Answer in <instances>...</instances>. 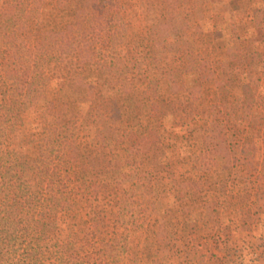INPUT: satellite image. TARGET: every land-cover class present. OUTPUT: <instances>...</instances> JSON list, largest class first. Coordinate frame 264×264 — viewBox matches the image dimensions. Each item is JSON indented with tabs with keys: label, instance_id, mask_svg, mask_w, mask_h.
<instances>
[{
	"label": "trees",
	"instance_id": "trees-1",
	"mask_svg": "<svg viewBox=\"0 0 264 264\" xmlns=\"http://www.w3.org/2000/svg\"><path fill=\"white\" fill-rule=\"evenodd\" d=\"M195 1L176 0V19L169 22L160 16L164 0H139L147 14V36L164 41L187 28ZM45 2L0 0V264H118L129 254L127 228L137 222L134 201L145 172L134 164L136 133L109 121L108 98L121 92L139 112L149 107L150 121L166 115L171 104L159 101L151 77L145 89L136 86L135 77L145 73L139 55L118 50L129 28L122 15L124 0H56L59 10L73 9L59 26L44 22ZM241 45H233L230 58L245 54L251 60L248 70L264 74V58L249 55ZM153 63L158 68L160 58ZM53 83L77 94L95 127L91 147L109 148L117 165L98 169L86 162L91 147L86 149L77 137L83 114L68 101L47 97ZM227 104L224 128L231 124V111L239 110ZM28 111L40 114L31 133L25 129ZM145 141L154 150L160 147L155 124L147 126ZM33 144L37 151L32 156L26 147ZM262 186L264 191V180ZM83 189L88 193L79 199ZM141 194L144 204L151 202ZM80 203L88 217L81 224L70 222ZM66 226L69 233L63 238Z\"/></svg>",
	"mask_w": 264,
	"mask_h": 264
},
{
	"label": "rangeland",
	"instance_id": "rangeland-1",
	"mask_svg": "<svg viewBox=\"0 0 264 264\" xmlns=\"http://www.w3.org/2000/svg\"><path fill=\"white\" fill-rule=\"evenodd\" d=\"M124 3L122 15L129 28L118 50L138 53L145 73L134 83L145 89L151 77L159 101L170 103L171 109L150 121L149 107L139 112L121 92L108 98L109 121L137 135L134 164L145 172L137 189L151 201L144 204L140 194L135 196L137 222L127 228L130 250L118 264H264V74L248 70L251 60L245 54L229 56L233 45L242 43L243 51L264 58V0H196L188 27L157 42L146 34L147 14L139 0ZM72 14V8L59 10L56 0L44 3L43 20L51 26ZM176 15V0H164L162 19L175 21ZM158 57L161 64L155 68ZM47 97L68 101L81 111L77 137L89 149L95 127L84 116L86 108L77 94L53 83ZM228 102L239 110L231 111V124L224 128ZM39 116L36 111L26 113L29 133ZM150 123L160 133L161 145L155 150L145 141ZM26 148L32 156L37 151L34 144ZM111 153L109 148L91 147L86 162L105 169L116 164ZM116 177L121 178L120 172ZM87 193L79 191V199ZM87 211L80 203L70 222L81 224ZM68 229L63 228V238Z\"/></svg>",
	"mask_w": 264,
	"mask_h": 264
}]
</instances>
